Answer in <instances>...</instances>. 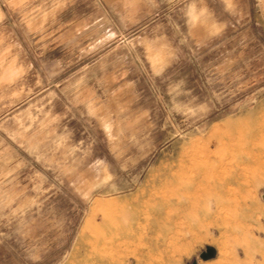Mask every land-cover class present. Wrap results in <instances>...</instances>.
Here are the masks:
<instances>
[{"label": "rangeland", "instance_id": "1", "mask_svg": "<svg viewBox=\"0 0 264 264\" xmlns=\"http://www.w3.org/2000/svg\"><path fill=\"white\" fill-rule=\"evenodd\" d=\"M0 245L264 264V0H0Z\"/></svg>", "mask_w": 264, "mask_h": 264}, {"label": "water", "instance_id": "2", "mask_svg": "<svg viewBox=\"0 0 264 264\" xmlns=\"http://www.w3.org/2000/svg\"><path fill=\"white\" fill-rule=\"evenodd\" d=\"M215 255V251L213 249H208L207 252H205L203 255H202V258L205 259V260H208L212 257H214ZM196 264V263H195Z\"/></svg>", "mask_w": 264, "mask_h": 264}, {"label": "crops", "instance_id": "3", "mask_svg": "<svg viewBox=\"0 0 264 264\" xmlns=\"http://www.w3.org/2000/svg\"><path fill=\"white\" fill-rule=\"evenodd\" d=\"M0 250H1V245H0Z\"/></svg>", "mask_w": 264, "mask_h": 264}]
</instances>
